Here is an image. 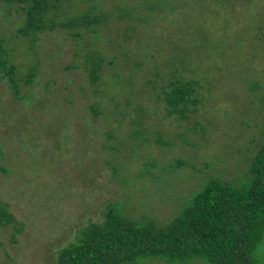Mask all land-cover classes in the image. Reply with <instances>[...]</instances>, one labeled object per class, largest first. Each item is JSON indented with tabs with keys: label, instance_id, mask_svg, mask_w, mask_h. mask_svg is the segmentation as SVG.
Here are the masks:
<instances>
[{
	"label": "rangeland",
	"instance_id": "rangeland-1",
	"mask_svg": "<svg viewBox=\"0 0 264 264\" xmlns=\"http://www.w3.org/2000/svg\"><path fill=\"white\" fill-rule=\"evenodd\" d=\"M162 1L167 11L146 12ZM83 2L114 16L95 41L61 30L23 35L21 14L0 3V37L20 84L15 97L0 81V198L22 225L20 234L0 228V264H55L108 203L165 224L209 178H240L264 144V0ZM119 11L130 17L117 20ZM93 48L106 60L96 88L82 69ZM177 76L202 86L185 121L161 103Z\"/></svg>",
	"mask_w": 264,
	"mask_h": 264
},
{
	"label": "trees",
	"instance_id": "trees-1",
	"mask_svg": "<svg viewBox=\"0 0 264 264\" xmlns=\"http://www.w3.org/2000/svg\"><path fill=\"white\" fill-rule=\"evenodd\" d=\"M162 2L146 6V12L167 11L169 1ZM0 3L21 14L23 26L19 32L26 36L61 30L73 39L87 35L95 41L97 30L114 18L99 3L86 7L83 0ZM129 17V13L119 11L116 18ZM105 65L98 48L85 54L82 69L92 88L99 85ZM17 76L18 68L0 37V81L8 83L15 97L20 89ZM34 77L35 67L30 66L23 84H30ZM201 88L197 80L173 77L162 91L165 115L178 121L188 120L202 103ZM153 221L134 220L108 203L103 220L90 222L80 230L72 242L58 251L55 264H133L147 259H162L167 264H186L193 259L208 264H264V144L240 178H209L169 222L158 225ZM1 227H12L14 234L22 232L9 204L0 198Z\"/></svg>",
	"mask_w": 264,
	"mask_h": 264
}]
</instances>
